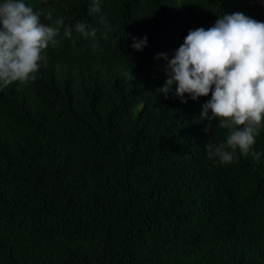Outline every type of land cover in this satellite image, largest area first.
I'll return each mask as SVG.
<instances>
[{"label":"trees","instance_id":"trees-1","mask_svg":"<svg viewBox=\"0 0 264 264\" xmlns=\"http://www.w3.org/2000/svg\"><path fill=\"white\" fill-rule=\"evenodd\" d=\"M73 28L37 79L0 90V264H264V128L247 156L209 159L229 130L201 97L166 96L189 30L258 0H25ZM103 17V22H101ZM83 22L90 35L75 31ZM95 35H91V33ZM147 36L135 51L133 38Z\"/></svg>","mask_w":264,"mask_h":264},{"label":"clouds","instance_id":"clouds-1","mask_svg":"<svg viewBox=\"0 0 264 264\" xmlns=\"http://www.w3.org/2000/svg\"><path fill=\"white\" fill-rule=\"evenodd\" d=\"M258 2L264 6V0ZM99 4L100 0H92L89 12L101 13ZM45 19L46 25L25 0H0V90L14 82L35 81L43 51L60 43L61 32L72 36L73 28L65 25L64 18H53L49 12ZM74 27L84 37L90 35L85 23ZM131 47L142 51L147 36L133 38ZM156 59L166 61L167 78L161 88L165 96L173 86L182 103H187L186 96L197 101L211 93L200 114L201 121L209 122L205 131L216 121L229 132L226 143L206 144L209 159L230 164L237 150L249 155L264 128V21L241 12L223 13L212 27L189 30L171 59L164 53ZM251 154L256 160L264 155Z\"/></svg>","mask_w":264,"mask_h":264}]
</instances>
